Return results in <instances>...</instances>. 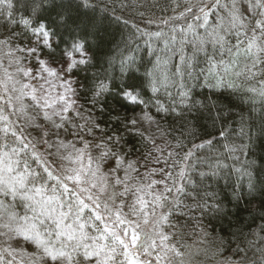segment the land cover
<instances>
[{
	"label": "snow or ice",
	"instance_id": "snow-or-ice-1",
	"mask_svg": "<svg viewBox=\"0 0 264 264\" xmlns=\"http://www.w3.org/2000/svg\"><path fill=\"white\" fill-rule=\"evenodd\" d=\"M171 2L175 5L173 11L182 6L178 0ZM4 5L11 9V0H0V6ZM98 7L93 0H26L25 12L35 18V23L33 19H21L20 23L35 40L30 44H16L13 51L31 56L36 65L24 66L22 57L17 56L16 72L30 82H21L7 71L0 78V89L8 93L11 84L12 91L18 93L14 98L10 93L6 97L12 112L0 107V194L18 197L31 215H19L14 210L0 212V264H25V256L27 264H187V252L182 249L188 246L181 243L184 233L173 217L185 207L200 212V216L193 219L196 228L207 236L201 226L203 215H227V211L217 201L215 193L205 191L201 195L200 189L205 181L222 173L230 176L234 171L247 177L246 192L242 185L233 187L238 210L241 199L247 197V202L251 203L257 199V194L260 207L264 209V168L254 173L249 170L250 163L242 168L230 166L222 157L227 155L239 160L234 155L236 148L224 144L225 152H218L216 145L220 141L207 128L200 131L185 121L179 135H175L174 129L167 132L161 129L156 116L151 114L153 101L157 113H175L177 107L184 105L178 117L181 120H184L185 110L190 112L196 108L200 112L204 108L211 113L215 107L206 103L197 107L196 101L189 100V92L183 85L179 100L173 98L172 105L165 106L155 98L162 88L167 91L169 85L175 83L172 76L181 72L180 65L170 76L168 60L158 56L153 69L146 72V79L130 76L118 86L109 81L106 72L94 76L89 104L91 108L99 105V111L104 112L108 110V97L113 98L111 112L116 115L110 119L115 120L116 126L111 134L101 128L91 111L87 115L81 111L74 86L78 81L74 80V75L92 64L93 42L97 48L104 43V12L108 9L98 13ZM183 7L178 15L161 21L169 27L170 34L162 29L149 31L148 26L156 23L154 19H147L143 29L138 24L131 27L141 36L164 39L167 35L166 51L173 55L178 52L181 63L187 67H193L197 54L204 53L209 87L234 88L249 100L258 98L264 103V0H197L196 3L184 0ZM113 18L121 22V17ZM122 22L129 24L127 20ZM233 38L235 43H232ZM12 39V36L0 38V46H10ZM145 42L151 47L150 41ZM185 45H191L189 56L185 55ZM208 45L212 47V54ZM224 53L229 59L224 58ZM241 57L246 61L243 68L239 67ZM123 68L122 62V71ZM232 77H243L244 84H236ZM257 77H260L259 86H248L257 81ZM31 81L43 83L37 88ZM149 90L153 96L145 99ZM24 97H30L31 103H25ZM13 99L16 104L12 103ZM121 108L133 111L140 108L141 115L129 116L125 111L121 116ZM31 109L37 110L35 115ZM217 113L222 119L223 108H217ZM13 115L24 123L20 125L12 120ZM74 117L83 122H75ZM261 120L264 132V115ZM141 121L155 125L164 143L158 144L153 134L146 135L140 129ZM69 122L78 130L74 135L81 147L62 138V130ZM121 127L139 136L142 143L151 145L146 157L163 167L151 168L141 179L139 161L129 160L116 150L124 140ZM27 128L37 131L38 138H33L35 143L28 138L31 134L26 132ZM85 135L92 140L85 139ZM169 135L175 143L167 139ZM218 135L225 140L228 138L224 129ZM196 139L201 142L195 143ZM37 145H41L43 151ZM93 150L98 155L94 156ZM157 173L163 178L152 179ZM236 187L241 191L237 192ZM186 198H191L192 204L185 205ZM4 206L5 202L0 201V208ZM260 219L264 220V212ZM46 220L54 227H49ZM165 226L171 231H166ZM260 231L264 232V225L260 226ZM17 237H22L34 251L20 248L21 241ZM260 239L264 242V237ZM13 243L17 247H13ZM249 246H253V242L249 241ZM258 251L264 262V248ZM240 253H243L240 260L231 264H251L247 251L237 246L236 254Z\"/></svg>",
	"mask_w": 264,
	"mask_h": 264
},
{
	"label": "trees",
	"instance_id": "trees-1",
	"mask_svg": "<svg viewBox=\"0 0 264 264\" xmlns=\"http://www.w3.org/2000/svg\"><path fill=\"white\" fill-rule=\"evenodd\" d=\"M12 8L9 9L7 5L0 6V38L12 36L13 39L10 42V46H0V58L9 62L15 59L17 56L22 57V60L28 58L31 60V56H27L19 51H13L16 44H30L35 40V37L30 31H25V26L20 23L21 19H33L30 13L25 12L26 0H11ZM59 2V0H57ZM98 7V13L101 10L108 9L104 12L105 28L104 32V43L101 47L97 48L93 42L94 58L92 64L82 68L74 75V80L78 83L74 84L77 88V99L78 104L82 106L81 111L91 114L96 119L102 129L111 134V131L115 128V120L110 119L114 117L116 113L111 112V105L114 103L111 96L108 97L107 111H99V105L95 108H91L89 101L91 100V81L97 74L102 75L104 72L107 73L109 81L114 84L122 85L129 77L146 79V72L151 71L156 63L157 57L160 56L168 60L167 71L171 76L172 73L176 72V66L180 65L181 72L172 79L175 81L174 84H170L167 91L163 88L155 95L156 99L164 104L165 106L172 105L173 98L179 100L178 93L181 91V85L184 90L189 92V100L196 101L197 107L202 104H208L212 108V112L209 113L207 109L201 108L200 112L193 108L190 112L185 110L183 112L184 120L179 119L181 109L185 108L184 105L177 107L175 113L160 112L157 113L156 107L153 103L150 105L151 114L156 116L161 129L166 132L171 128L174 129V134L179 135L181 125L188 121L195 127L202 131L207 128L217 140L220 141L216 145L218 152H225L223 147L224 144L234 146L236 152L234 155L239 157V160L229 158L227 155L222 157L224 162L234 165L236 168H242L245 164L250 163V171L264 168V132L261 131L262 120L261 117L264 115V103L258 98L249 100L247 95L234 88H223L213 89L208 86L206 77L208 72V62L204 53L197 54L196 59L193 61V67H187L180 61V54L177 52L173 55L171 52L166 51L164 39H167V35L164 39H158L155 37L141 36L139 32H136L131 27L132 24H138L141 29L145 28V22L147 19H154L156 23L148 26L149 31L163 30L166 34L169 33V27L161 24L162 20L168 19L169 17L178 15L179 12L184 10V0H178L182 5L173 11L174 4L171 0H93ZM192 3H196L197 0H191ZM115 8L112 12L111 9ZM9 11L12 15L9 16ZM143 13V17H141ZM53 17L55 13L52 14ZM113 16L121 17V22L116 21ZM129 21L128 25H125L122 21ZM189 22H192L189 20ZM198 32L203 33L204 29H197ZM19 34L15 36L14 34ZM28 37L31 39L29 40ZM145 41H150L149 43ZM232 43H235V39H232ZM179 45H176L178 47ZM209 54H212V47L208 45ZM192 54L191 45H185V55L189 56ZM170 57V59H169ZM224 58L227 60L229 56L224 53ZM217 59L219 55L217 54ZM122 62L124 65L122 71ZM246 61L243 57L240 58L239 67L243 68ZM239 70V69H237ZM190 73V75H189ZM236 84H244L243 77L235 78L232 77ZM252 81L248 86L253 84L258 85V80ZM83 85V87H81ZM169 93L171 95H169ZM221 93H223L221 95ZM251 95V94H249ZM153 96L150 90L147 96ZM7 93L0 89V107L12 112L13 109L7 103ZM175 106V105H174ZM217 108H223V118L218 116ZM37 110H32V114L35 115ZM120 115L122 116L127 111L129 116L139 117L141 115V109L132 108L125 110L121 108ZM74 115V114H73ZM11 119L16 121L18 124L23 123L20 119L13 115ZM75 122L82 123L79 118H75ZM213 119H215V127L213 126ZM42 121V117L40 118ZM39 122V121H38ZM140 129L145 132L146 135L153 134L156 137L158 144H163L164 140L160 137V134L156 130V126H149L147 123L141 121ZM221 129L226 130L228 134L227 140L218 135ZM243 129V133L241 132ZM77 129L73 127L72 122L65 125L62 130V138L65 140H71L77 143V147L82 145L76 140L75 133ZM26 132L31 135L28 137L35 143L34 137L38 138L37 131L32 128H27ZM35 134V136L33 135ZM120 134L123 135L124 140L121 145L117 146L118 151L126 155L129 160H138V170L143 179V170L150 166H157L153 163L151 157H146V154L150 151L151 145H146L141 142V138L134 134L125 132L123 127L120 128ZM100 132H96V136L99 137ZM11 138V137H9ZM212 138V137H208ZM55 139V137H53ZM85 139L92 140L91 136L85 135ZM169 141L175 143L172 136L167 137ZM98 142V141H97ZM195 143H200V139H196ZM191 147V145H188ZM38 148L43 151L41 145H37ZM94 156L98 155L93 150ZM159 166V165H158ZM163 167V165H161ZM107 170V169H105ZM206 171L207 168L205 167ZM229 170H225L228 172ZM123 176V172L120 173ZM236 185H242L243 191H247V177L241 176L238 173L232 171L230 176L224 175L223 173L215 178H210L205 181L204 185L200 189L201 195L205 191L215 193L217 201L220 202L227 211V215H216V214H205L201 218V226L204 231L208 233L207 236H203L200 229L196 228V220L193 217H199L200 212L196 210H189L186 207L182 208L181 211H177L173 219L177 220L180 225V231L184 233L182 244L187 245L186 249H182L187 252V260L190 259L187 264H231L233 261H239L243 253L236 254L237 246L247 251V256L251 261V264H264L261 260V252L258 251L260 248H264V242L261 241L260 237H264V232L260 231V226L264 225V220L260 219L264 209L260 207V197L257 194V199L252 200L248 203L247 197L239 201V210L237 208L236 197L233 196V187ZM236 191L240 192L241 188L236 187ZM128 200V198H126ZM0 201L5 202V206L0 208V212L16 211L19 215L25 213L31 215L30 210L25 209L23 202L20 199L13 198L12 196H4L0 194ZM130 202V200H129ZM211 202V201H210ZM192 204L191 198L185 199V205ZM128 211L127 208L124 210ZM87 212V210H86ZM255 217V219H254ZM45 223L49 227H54L50 220H46ZM166 231H171L165 226ZM89 232H92L91 228H88ZM95 234V233H93ZM21 241L20 244L25 245L30 252L34 251V248L29 246L22 237H17ZM222 239V242H221ZM249 241L253 242V246H249ZM218 249H221L218 251ZM189 252H192L191 255ZM20 257L17 256V260Z\"/></svg>",
	"mask_w": 264,
	"mask_h": 264
},
{
	"label": "rangeland",
	"instance_id": "rangeland-1",
	"mask_svg": "<svg viewBox=\"0 0 264 264\" xmlns=\"http://www.w3.org/2000/svg\"><path fill=\"white\" fill-rule=\"evenodd\" d=\"M28 56V55H27ZM30 57V56H29ZM21 63L24 65V66H33V65H36V60L34 58L31 57V60H29L28 58H25L24 60H21ZM18 67V65L16 64L15 62V59L9 61V62H6L4 59H1L0 58V78H3L4 77V74H5V71H7L8 73H12L16 79L18 80H21V82H24V83H29L30 81L28 80V78H23L22 74L20 73H17L16 72V68ZM31 83L35 84L37 86V88L40 87V84L43 83V81H31ZM17 88H19V85L17 84L16 85ZM45 88H48V85L45 84L44 86ZM44 89H41V91H43ZM59 91V89H57ZM8 93L11 94V96L14 98L16 95H18L17 92L15 91H12V86L11 84H9V87H8ZM7 93V95H8ZM24 102L25 103H31V98L30 97H24ZM13 104H16L17 102L15 101V99H13L12 101ZM34 110V109H31V111ZM20 121L22 123H24L23 120L20 119ZM35 136V134H33ZM52 151H55V149H53ZM66 165L68 164L67 161L64 162ZM162 165V164H161ZM161 165H157V166H150L148 168H146L145 170H143V174L145 172H147L148 170H150L151 168L153 167H161ZM163 177H161L160 174H154L152 176V179H156V180H159V179H162ZM13 247H17V245L15 243H13ZM20 248H23L26 250V252H30L29 249L23 245V244H20L19 245ZM192 252H189V254L191 255ZM188 256L186 255L185 257V260H187ZM191 261L190 259L187 261V263ZM25 264H27V257L25 256Z\"/></svg>",
	"mask_w": 264,
	"mask_h": 264
}]
</instances>
